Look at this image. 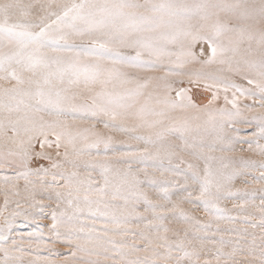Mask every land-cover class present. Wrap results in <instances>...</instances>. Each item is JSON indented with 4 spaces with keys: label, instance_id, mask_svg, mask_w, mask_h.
Wrapping results in <instances>:
<instances>
[{
    "label": "snow or ice",
    "instance_id": "1",
    "mask_svg": "<svg viewBox=\"0 0 264 264\" xmlns=\"http://www.w3.org/2000/svg\"><path fill=\"white\" fill-rule=\"evenodd\" d=\"M0 264H264V0H0Z\"/></svg>",
    "mask_w": 264,
    "mask_h": 264
},
{
    "label": "rangeland",
    "instance_id": "2",
    "mask_svg": "<svg viewBox=\"0 0 264 264\" xmlns=\"http://www.w3.org/2000/svg\"><path fill=\"white\" fill-rule=\"evenodd\" d=\"M244 155H245L246 158L251 157L250 153H244ZM251 158L257 159V157H251Z\"/></svg>",
    "mask_w": 264,
    "mask_h": 264
}]
</instances>
